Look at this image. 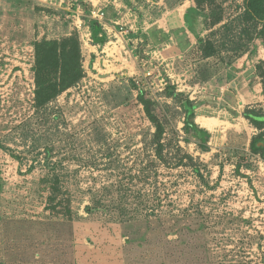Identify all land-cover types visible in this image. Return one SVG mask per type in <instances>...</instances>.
I'll return each mask as SVG.
<instances>
[{"label": "rangeland", "instance_id": "obj_1", "mask_svg": "<svg viewBox=\"0 0 264 264\" xmlns=\"http://www.w3.org/2000/svg\"><path fill=\"white\" fill-rule=\"evenodd\" d=\"M243 1L116 0L117 14L102 0H0V264H264V162L246 155L255 130L241 116L263 99L264 42L237 24ZM75 33L85 76L52 102L51 121L33 108V45ZM199 37L217 52L205 57ZM167 86L197 103L208 151ZM141 90L203 180L174 159L144 167L154 127ZM46 145L61 181L52 201ZM142 191L155 214L120 222L112 201Z\"/></svg>", "mask_w": 264, "mask_h": 264}, {"label": "trees", "instance_id": "obj_2", "mask_svg": "<svg viewBox=\"0 0 264 264\" xmlns=\"http://www.w3.org/2000/svg\"><path fill=\"white\" fill-rule=\"evenodd\" d=\"M241 19L242 20L238 21L237 24L240 27L247 24V26L254 32V36L260 38L264 42V0H244ZM219 21L220 20L216 22ZM230 26V21L220 25V27L225 30ZM244 27H246V25ZM245 30L246 29H243L244 32H246ZM249 40H252V37ZM198 41L200 50L205 57L211 56L214 52H217V47L210 39L199 37ZM237 44L238 45L232 48L233 50L241 49L242 47L244 49L246 46V43L243 42ZM33 50L34 62L32 71L34 79V112L47 118L49 117L52 121L53 118H59V115L56 114V109L54 110L51 108L52 102L62 92L78 84L85 76L81 43L78 35L75 33L60 39H43L36 41L33 45ZM255 68L256 74L260 78L261 92L264 96V60L259 61ZM164 95L166 98L171 99L172 102L180 108V112L183 115V131L185 133H190L193 137L199 139V143L197 142L199 147L203 151H208L209 146L207 144L209 132L195 122L197 103L189 97L184 96L183 93L177 91L175 87H165ZM138 98L147 119L154 127L151 140L149 141L151 149H146L151 153L146 156L144 167L154 170L155 167H157L158 162L166 165L169 161L174 159L175 165H189L194 173L203 180L204 177L201 173L200 165L195 162L193 156L183 150L179 143V139L173 137L174 144H172L170 138L166 139L165 124L154 111V105L157 102L147 97L142 90L139 92ZM166 106L168 107L169 105L166 104ZM241 116L255 129V133L249 140L246 155L257 156L264 162V102L263 104L257 103L254 105H246L241 111ZM201 133L204 134V137H201ZM172 146L174 147L172 148ZM3 148L9 151L12 155L9 148ZM52 149V145H46L45 147V160L49 165L51 164L48 159L51 157ZM239 166L240 165L237 164V170ZM49 168L50 173L48 174V179L52 183L49 200L52 201L56 193L59 191L57 183H60L61 181L59 180V174L54 170V165H51ZM146 171V169L142 168L141 172L144 174ZM135 176L139 175L133 173V175H130V178L133 179ZM144 180L146 179L144 178ZM129 193L135 192L129 191ZM136 194L139 197L136 201H131L132 199L128 198L130 195L126 194L124 195V198H122L123 195H120L119 201H112L114 203L113 207L118 213L117 219L120 222H129L142 217L147 218L148 216L155 214L154 209L158 206V203L154 202L151 193L142 191L136 192ZM86 209L89 212L93 210L90 207H87Z\"/></svg>", "mask_w": 264, "mask_h": 264}, {"label": "crops", "instance_id": "obj_3", "mask_svg": "<svg viewBox=\"0 0 264 264\" xmlns=\"http://www.w3.org/2000/svg\"><path fill=\"white\" fill-rule=\"evenodd\" d=\"M61 1H63V0H61ZM105 0H102V3H101V5H110L111 6V8L113 9V10H115V11H117V14H119L120 12V10H121V8L122 7H118V5L120 4H118V3H116L115 1L116 0H110V1H105ZM115 2V3H114ZM114 5V6H113ZM104 16H105V14H104ZM103 16V17H104ZM162 19L163 18H159L157 21H155V23L153 22V24H157L156 25V27H160L164 32H168V31H166L167 29L166 28H169V26H171V24L170 23H168V21H166V19H165V21H162ZM100 22H102V21H100ZM109 26H111V25H109ZM167 26V27H166ZM255 75L257 76V74H256V71H255ZM262 101L261 102H258V104H263V102H264V96L262 95ZM257 104V103H256ZM249 105V104H248ZM243 118V117H242ZM244 119V118H243ZM245 120V119H244ZM247 121V120H246ZM195 122H196V117H195ZM248 123V122H247ZM249 124V123H248ZM250 125V124H249ZM251 126V125H250ZM252 127V126H251ZM253 128V127H252ZM254 129V128H253ZM255 130V129H254ZM255 133V131L253 132V134ZM252 134V135H253ZM251 135V136H252ZM251 136H250V138H251ZM250 138H249V140H250ZM248 144H249V141H248ZM248 144H247V147H248ZM246 150H247V148H246Z\"/></svg>", "mask_w": 264, "mask_h": 264}, {"label": "built area", "instance_id": "obj_4", "mask_svg": "<svg viewBox=\"0 0 264 264\" xmlns=\"http://www.w3.org/2000/svg\"><path fill=\"white\" fill-rule=\"evenodd\" d=\"M103 14H104L103 12L97 11L96 13H94V16L96 15L97 17L102 18Z\"/></svg>", "mask_w": 264, "mask_h": 264}, {"label": "bare ground", "instance_id": "obj_5", "mask_svg": "<svg viewBox=\"0 0 264 264\" xmlns=\"http://www.w3.org/2000/svg\"><path fill=\"white\" fill-rule=\"evenodd\" d=\"M207 117H208V116H207ZM197 118H198V117H197ZM204 122L207 123V121L201 119V123L204 124Z\"/></svg>", "mask_w": 264, "mask_h": 264}]
</instances>
